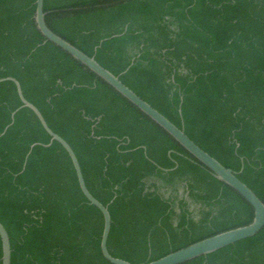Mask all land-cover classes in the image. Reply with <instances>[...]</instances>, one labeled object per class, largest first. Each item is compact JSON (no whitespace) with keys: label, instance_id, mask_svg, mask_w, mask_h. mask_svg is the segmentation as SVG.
Instances as JSON below:
<instances>
[{"label":"trees","instance_id":"obj_1","mask_svg":"<svg viewBox=\"0 0 264 264\" xmlns=\"http://www.w3.org/2000/svg\"><path fill=\"white\" fill-rule=\"evenodd\" d=\"M50 29L118 76L264 202V0H45ZM36 0H0V79L78 157L108 250L148 264L249 225L254 209L167 132L47 41ZM0 83V222L11 264H112L66 150ZM7 129L4 135L2 133ZM36 145L28 156L31 147ZM26 163V165H25ZM181 193V194H180ZM192 208V210H190ZM0 237V264H2ZM184 264H264V229Z\"/></svg>","mask_w":264,"mask_h":264},{"label":"water","instance_id":"obj_2","mask_svg":"<svg viewBox=\"0 0 264 264\" xmlns=\"http://www.w3.org/2000/svg\"><path fill=\"white\" fill-rule=\"evenodd\" d=\"M44 3L45 0H36L35 23L37 29L47 41L53 43L63 51L67 52L70 56H72L74 59L83 64L97 77H99L108 85H110L121 96L128 100L143 114L149 117L165 132H167L181 147H183L191 156H193L205 168H207L215 178H217L219 181L223 182L224 184L228 185L233 190H235L237 193H239L254 209V219L249 225L219 233L210 238L191 244L188 247L183 248L179 251L170 253L169 255L156 261L150 262L148 264H184L201 256L211 254L217 250L233 245L237 242L251 238L260 233L264 229V202L256 195V193L238 178L236 172H234L232 169L225 167L216 158H214L208 152L202 149L186 134L184 129L176 126L167 117H165L157 109L151 106L147 101L137 95L132 89L125 85L118 76L113 74L108 69L104 68L95 59V57H90L89 55L78 49L76 46H74L72 43L68 42L61 36L54 33L46 22ZM7 81L13 82L15 84L19 98L22 102V106L12 113V123L10 125L14 123L15 115L17 114V112L23 108H28L35 114L44 130L51 137L50 143L48 145L43 146L49 147L53 144V142H58L66 150L75 168L82 193L89 201V203L96 206L103 214L104 229L101 239V251L104 258L112 264H131L126 260L113 257L110 254L108 250V239L112 225L111 214L109 212L108 206L103 205L89 191L83 176L78 157L70 146V144L60 135L56 134L49 127L47 121L45 120L40 110L25 98L20 82L13 77L0 79V83ZM7 129L8 128H6L2 135L5 134ZM36 145L42 144H34L31 147L27 158L32 153V150ZM0 237L2 241L3 251L2 264H11L12 249L10 236L1 222Z\"/></svg>","mask_w":264,"mask_h":264},{"label":"flooded vegetation","instance_id":"obj_3","mask_svg":"<svg viewBox=\"0 0 264 264\" xmlns=\"http://www.w3.org/2000/svg\"><path fill=\"white\" fill-rule=\"evenodd\" d=\"M180 194H181V193H180ZM190 210H192V208H191Z\"/></svg>","mask_w":264,"mask_h":264}]
</instances>
